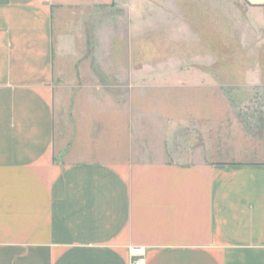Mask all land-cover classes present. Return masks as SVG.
<instances>
[{"label": "crops", "instance_id": "obj_1", "mask_svg": "<svg viewBox=\"0 0 264 264\" xmlns=\"http://www.w3.org/2000/svg\"><path fill=\"white\" fill-rule=\"evenodd\" d=\"M143 1L0 0V264H133L134 248L142 264H264V162L209 161L202 134L194 161L167 160L176 129L207 120L203 92L221 91L217 77L143 37L130 71L106 64L131 21L141 32L170 20L159 8L145 18ZM238 1L264 27V0ZM110 13L125 34L107 20L96 52ZM148 76L172 109L155 101L144 113L107 93L142 92Z\"/></svg>", "mask_w": 264, "mask_h": 264}, {"label": "rangeland", "instance_id": "obj_2", "mask_svg": "<svg viewBox=\"0 0 264 264\" xmlns=\"http://www.w3.org/2000/svg\"><path fill=\"white\" fill-rule=\"evenodd\" d=\"M133 2L135 3V0ZM143 2L145 12H149L148 16L144 15L145 18H153L151 10L159 8L161 11H170L167 13L170 20L165 24L159 22L156 26L141 32H132L134 28H131V21L125 36L126 41L115 43L117 58L107 59V66L111 67L112 62L116 61L117 64L121 61L127 64L130 71V63L140 62L137 57L141 42L139 37H143L142 40L148 44L157 40V45L161 47V55L174 51L183 52L184 59L179 60L183 63L182 66L206 68L209 79L212 76L217 77L218 82L223 86L222 89L219 88L221 91L207 89L203 92V98L207 100L208 113L205 122L190 124V127L185 129H179L177 126L181 127L183 123H177L176 138L168 140L166 144L167 160L194 161L191 155L193 141L198 134H202L201 140L200 137L195 140L197 144H203L206 150L204 157L209 161L216 156L214 159L219 162H264V27L249 22L238 0H145ZM134 10L128 6L122 14H119V11L116 14L121 15L122 18L127 15L125 18L130 22L135 16ZM104 16L100 25L96 27L94 43L96 52L104 50L105 43L102 40L105 39L107 20L112 21L110 27L113 31H117V34H125V29L120 28L114 21L115 13ZM186 16L194 30L192 36H189V28L183 22ZM124 51L128 56L127 60L118 58L119 52L123 54ZM195 54L204 56H200L197 60L194 58ZM190 55L193 59L188 57ZM149 60L147 59L151 63ZM128 76L131 80L130 73ZM148 77L145 83L150 84L151 76ZM149 84L147 85L149 88L142 92L128 89L130 88L128 84V90L113 89L107 93L115 96L119 103L128 105L133 102L140 112H150L159 108L153 105L155 101L163 104L162 101L171 96L168 97L166 91L152 90ZM105 93L95 91L94 94L96 98L103 99ZM170 95L181 98L183 94L172 92ZM215 100L219 103L217 108L214 106ZM163 105L165 107L162 109H172L166 102ZM178 109L185 108L176 107V110ZM181 117L182 114L178 113L176 119H182Z\"/></svg>", "mask_w": 264, "mask_h": 264}, {"label": "built area", "instance_id": "obj_3", "mask_svg": "<svg viewBox=\"0 0 264 264\" xmlns=\"http://www.w3.org/2000/svg\"><path fill=\"white\" fill-rule=\"evenodd\" d=\"M133 253V264H142L144 261V253L142 248H134Z\"/></svg>", "mask_w": 264, "mask_h": 264}]
</instances>
